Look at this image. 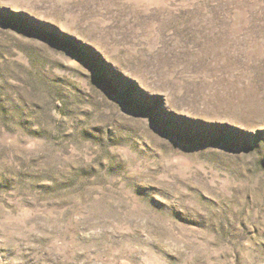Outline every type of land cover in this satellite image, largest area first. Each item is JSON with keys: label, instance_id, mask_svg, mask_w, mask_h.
Instances as JSON below:
<instances>
[{"label": "rangeland", "instance_id": "1", "mask_svg": "<svg viewBox=\"0 0 264 264\" xmlns=\"http://www.w3.org/2000/svg\"><path fill=\"white\" fill-rule=\"evenodd\" d=\"M0 264H264V0H0Z\"/></svg>", "mask_w": 264, "mask_h": 264}]
</instances>
